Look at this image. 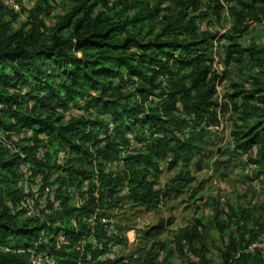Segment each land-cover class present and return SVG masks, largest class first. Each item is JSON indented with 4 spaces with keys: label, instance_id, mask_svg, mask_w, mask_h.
<instances>
[{
    "label": "trees",
    "instance_id": "16d2710c",
    "mask_svg": "<svg viewBox=\"0 0 264 264\" xmlns=\"http://www.w3.org/2000/svg\"><path fill=\"white\" fill-rule=\"evenodd\" d=\"M37 1L27 6L24 0H0V129L13 134L31 130L27 141L33 143L17 145L27 154L33 174L43 173L48 184H75L85 178L93 183L91 176L97 171L98 201L90 198L79 216L102 206V185L109 186L112 194L121 177L128 180L126 195L135 204L157 207L170 188L155 189L149 176L168 157L170 168L189 159L196 136L220 123L219 112L226 105L215 95L213 34L199 28L198 16L184 20L189 10L199 9V0ZM235 1L240 8L229 9L238 23L264 16V0ZM54 2L62 11L48 21ZM157 23H161L158 29ZM237 24L241 35L246 26ZM230 58L240 64L243 80L252 78L254 86L248 90L239 82L227 94L242 121L233 122L235 145L244 151L258 146L253 161L262 164L264 172V143L259 146L264 138V47L242 48L231 39L226 46V60ZM80 104L84 114L66 117L59 111ZM255 117L259 120L248 125ZM40 142L46 150L52 146V153L48 150L45 157H38ZM130 143L143 147L124 155L122 150ZM60 150L68 152L66 164L50 162ZM19 158L0 143V264H28L19 249L29 245L40 228L38 219L14 211L24 195L19 187ZM113 162L121 170L106 168ZM60 170L62 174L50 181V175ZM193 179L188 171H180L172 182L180 188ZM61 210L66 220L76 215L68 198ZM58 213L52 210L48 217L54 220ZM198 224L180 228L176 246L183 252L187 245L199 264H209L205 247L195 244ZM165 226L160 219L142 230L143 236L155 239ZM87 229L81 225L82 232ZM255 234L251 229V238ZM241 240L230 236L219 264L245 262L248 254L234 256ZM150 248L139 264H158L149 257ZM254 257L256 262L262 259L259 251ZM73 260L70 254L66 262Z\"/></svg>",
    "mask_w": 264,
    "mask_h": 264
},
{
    "label": "rangeland",
    "instance_id": "374dc122",
    "mask_svg": "<svg viewBox=\"0 0 264 264\" xmlns=\"http://www.w3.org/2000/svg\"><path fill=\"white\" fill-rule=\"evenodd\" d=\"M24 1L27 6H30L31 0ZM32 1L33 5L38 2L37 0ZM199 2V9L189 10L184 20L198 16L199 19L196 18V20L198 19L199 28L204 29L206 26L208 32L213 34L211 66L217 74V78L214 80L215 95L220 103L226 104L219 112L220 123L208 127L207 132L203 135L196 136L195 148L191 150L192 154L189 159H182L176 166L170 168V158L168 157L159 164L158 172L149 176L150 180L154 182L155 189L170 188L169 194L161 198L157 207L146 208L143 205L135 204L127 197L129 183L124 177H121V183L114 187L112 194L109 186L102 185L103 205H99V207L103 215L112 219L122 234L120 238L123 239L120 241L121 247L117 251L116 259L109 264H139L153 243L149 257L158 264H161L163 260H166L167 264H199L198 260L188 252L187 245L183 241V252H180L176 246L178 230L191 224H197V221H200L197 227L199 239L195 241V244L198 247L201 245L205 247L209 264H219L223 261V252H226L230 236L233 235L236 236V241L242 238L234 256L237 257L238 252L248 254L245 262L242 261L241 264H264L263 165L253 161L258 146H252L246 151L236 147L232 133L233 122L242 123V121L239 111L234 110L233 104L227 96L235 91L236 84L239 82H243L242 86L245 89H253V79L244 81L239 70L240 64L236 63L233 58L226 60V46L231 39L239 42L242 48L264 47V16L259 14L248 21L238 23L237 17L232 15L229 9L230 6H236V9L240 8L235 0H199ZM217 2L219 7L216 6ZM15 7H20L17 2ZM61 11V6L55 4L47 20L53 21ZM171 12L173 11L170 8L169 13ZM256 14L258 13L256 12ZM21 15L22 18H25V13H21ZM204 23L205 25H203ZM237 23L239 26H246L241 35L235 28ZM157 24L158 29L161 23ZM184 34L188 33L184 32ZM184 34L181 33L179 36H185ZM244 64L245 62L242 66L246 73ZM55 79L57 82V78ZM25 90L22 88L21 92L23 93ZM81 105L72 106L61 112L64 115L84 114ZM258 120L259 118L255 117L247 124L254 125ZM22 132L23 134H14L15 143L19 145L20 143H33L30 139L27 141V138L31 136V130ZM40 138H43L42 135ZM41 143L38 146H41ZM263 143L264 138L259 146H262ZM141 147H143L141 144L130 143L123 148L122 153L124 155L135 153ZM48 150L52 153V146L44 150L42 157L47 155L46 151ZM63 158L66 159L64 163L57 151L52 154L49 160L56 164H66L68 152ZM106 168H112L114 171L121 170L118 166H106ZM107 171L105 170V172ZM180 171H188L194 179L178 188L172 182V178ZM93 178L100 186L97 171L91 176V179ZM160 219L166 223L163 233L155 239L144 237L142 230L156 224ZM125 227L129 229H125ZM251 229L256 233L254 238L250 236ZM259 238L258 243L262 247L247 250L248 246ZM256 251L261 253L260 262L255 261Z\"/></svg>",
    "mask_w": 264,
    "mask_h": 264
},
{
    "label": "built area",
    "instance_id": "2783aa9c",
    "mask_svg": "<svg viewBox=\"0 0 264 264\" xmlns=\"http://www.w3.org/2000/svg\"><path fill=\"white\" fill-rule=\"evenodd\" d=\"M65 115L70 117L76 114ZM110 128H112V124H110ZM15 140L11 131L0 129V143L20 156L17 164L20 173L19 187L24 195L14 211L23 210L24 216L40 221L37 236L29 245L19 249V252L26 256L28 264H68L66 260L70 254L74 256L71 264H109L113 262L121 244L120 241L112 238H120L122 234L112 219L107 215H99L101 212L99 205L87 215L79 216L78 214L79 209L90 198L93 197L96 202L98 201L100 195L98 182L93 180L91 183L89 178H85L75 184L66 182L62 184L59 181L53 184L46 183L43 173L33 174L32 165L26 160L27 154L15 143ZM43 143L46 144V140ZM44 150H46L45 146L38 147L37 156L42 157ZM65 155V150L59 151L63 163L66 161L63 158ZM107 166L116 167L117 164L113 162ZM60 174L62 172H53L50 175V181ZM65 198H68L76 209V215H72L69 220L62 217L61 204ZM52 210L59 211L54 220L48 217ZM81 225H86L87 231L82 232ZM258 240L260 238L253 241L247 250L262 247ZM3 249L8 250L7 247Z\"/></svg>",
    "mask_w": 264,
    "mask_h": 264
}]
</instances>
